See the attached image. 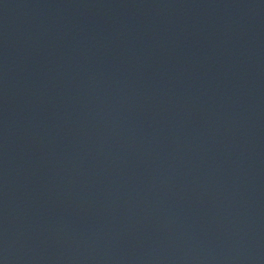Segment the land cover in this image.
<instances>
[{
    "label": "water",
    "instance_id": "obj_1",
    "mask_svg": "<svg viewBox=\"0 0 264 264\" xmlns=\"http://www.w3.org/2000/svg\"><path fill=\"white\" fill-rule=\"evenodd\" d=\"M0 264H264V0H0Z\"/></svg>",
    "mask_w": 264,
    "mask_h": 264
}]
</instances>
